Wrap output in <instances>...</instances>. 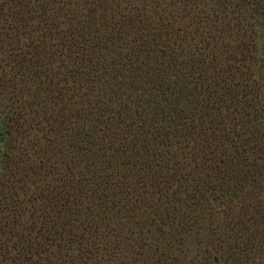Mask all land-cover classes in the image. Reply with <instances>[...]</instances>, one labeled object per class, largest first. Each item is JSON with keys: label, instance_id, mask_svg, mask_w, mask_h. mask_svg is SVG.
<instances>
[{"label": "trees", "instance_id": "16d2710c", "mask_svg": "<svg viewBox=\"0 0 264 264\" xmlns=\"http://www.w3.org/2000/svg\"><path fill=\"white\" fill-rule=\"evenodd\" d=\"M257 27L264 0H0V264H183L196 233L264 261Z\"/></svg>", "mask_w": 264, "mask_h": 264}, {"label": "rangeland", "instance_id": "374dc122", "mask_svg": "<svg viewBox=\"0 0 264 264\" xmlns=\"http://www.w3.org/2000/svg\"><path fill=\"white\" fill-rule=\"evenodd\" d=\"M264 30L261 27L256 28V38L255 42L259 49L258 55L261 56V47L264 42ZM254 66V70L257 72L259 69ZM7 136L4 133V128L0 123V159L2 151L4 150L7 144ZM0 173H1V161H0ZM205 239L202 233H196L188 236L184 243L179 246V249L176 253V258L181 261L183 264H228V262H224L223 259L216 261L212 257L205 258L207 253L205 251L206 245L204 243ZM209 248V247H208ZM254 264H264V261H258Z\"/></svg>", "mask_w": 264, "mask_h": 264}]
</instances>
